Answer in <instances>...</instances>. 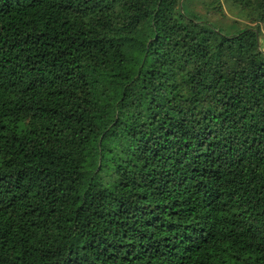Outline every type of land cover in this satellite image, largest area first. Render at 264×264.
<instances>
[{"label":"trees","instance_id":"1","mask_svg":"<svg viewBox=\"0 0 264 264\" xmlns=\"http://www.w3.org/2000/svg\"><path fill=\"white\" fill-rule=\"evenodd\" d=\"M221 5L0 0V264H264V51Z\"/></svg>","mask_w":264,"mask_h":264},{"label":"rangeland","instance_id":"2","mask_svg":"<svg viewBox=\"0 0 264 264\" xmlns=\"http://www.w3.org/2000/svg\"><path fill=\"white\" fill-rule=\"evenodd\" d=\"M220 2L222 4L221 7H222V10H223L226 18H231L234 20L238 19V21L240 23H242L243 25H248L250 27H256L257 23H254L253 21H251L248 16L239 15L238 14L239 12L236 9L230 8L228 6V4L225 3V0H220ZM212 11H214V10H212ZM257 26H258L260 33H261V37L259 39L260 48L264 51V22H259L257 24Z\"/></svg>","mask_w":264,"mask_h":264}]
</instances>
